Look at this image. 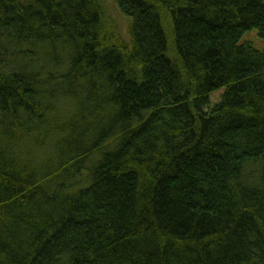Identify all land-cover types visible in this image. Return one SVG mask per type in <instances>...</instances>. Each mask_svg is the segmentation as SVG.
I'll return each mask as SVG.
<instances>
[{
    "label": "trees",
    "instance_id": "trees-1",
    "mask_svg": "<svg viewBox=\"0 0 264 264\" xmlns=\"http://www.w3.org/2000/svg\"><path fill=\"white\" fill-rule=\"evenodd\" d=\"M111 1L0 0V264H264V0Z\"/></svg>",
    "mask_w": 264,
    "mask_h": 264
},
{
    "label": "rangeland",
    "instance_id": "rangeland-1",
    "mask_svg": "<svg viewBox=\"0 0 264 264\" xmlns=\"http://www.w3.org/2000/svg\"><path fill=\"white\" fill-rule=\"evenodd\" d=\"M104 3L106 4L108 13L111 18L114 19L115 23L118 25L119 30L122 31L123 34H125L127 28H128V21L123 15L120 14V12L117 10V8L114 6L113 2L111 0H104ZM242 41H248L252 44V46L258 50L262 49L263 42L262 39L258 36L257 30L252 29L250 32H246L242 35V37L239 40ZM222 93V90L216 91L210 95V104H214L219 100V97Z\"/></svg>",
    "mask_w": 264,
    "mask_h": 264
}]
</instances>
